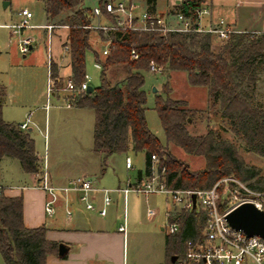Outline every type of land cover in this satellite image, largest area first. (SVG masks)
I'll return each instance as SVG.
<instances>
[{
  "label": "trees",
  "instance_id": "obj_1",
  "mask_svg": "<svg viewBox=\"0 0 264 264\" xmlns=\"http://www.w3.org/2000/svg\"><path fill=\"white\" fill-rule=\"evenodd\" d=\"M49 23L67 25L63 45H69L71 77L76 84L85 79L86 52L92 49L91 34L97 32L109 43V53L101 59L100 85L91 92L79 95L74 106L91 108L95 112L94 149L104 159L115 153H127L132 147L145 152V174L151 173L152 155L159 159L157 169H165L168 187L176 189H208L225 176L252 181L264 190V175L256 167H248L238 154L233 141L225 139L221 131L209 129L205 135H191L187 125L200 109L188 107L187 101L156 97L166 145L149 129L146 120L147 98L144 90L145 72L154 61L163 72L186 74L192 87L207 90L209 109L229 125V131L241 140L243 149L264 158V108L255 104L254 97L261 73H264V33H233L219 51L214 49V35L200 32H157L125 29L117 17L106 11L110 0H100L99 6L111 29H90L93 8L84 0H39ZM205 0H189L184 12L201 7ZM155 4L156 0H147ZM61 30V29H60ZM59 30V31H60ZM135 50L138 58H132ZM113 66L125 72L115 82L107 77ZM54 78L57 65L52 66ZM4 90L0 88V161L3 157L17 159L25 172L38 174L42 170L30 133L16 123L3 119ZM202 113V112H201ZM179 148L191 156L202 157V169L192 170L190 164L174 156L169 146ZM140 172L138 178H141ZM173 219L179 232L166 237V264H181L187 252V242H203L207 216L200 208L176 211ZM47 228H28L23 220V198L7 196L0 187V253L3 264H47L49 255H58L59 244L46 237ZM176 260H173V258ZM202 264V263H193Z\"/></svg>",
  "mask_w": 264,
  "mask_h": 264
},
{
  "label": "rangeland",
  "instance_id": "obj_2",
  "mask_svg": "<svg viewBox=\"0 0 264 264\" xmlns=\"http://www.w3.org/2000/svg\"><path fill=\"white\" fill-rule=\"evenodd\" d=\"M100 0H84L83 5L93 8ZM128 1V0H114ZM137 3L143 5L142 0H134ZM159 9H166V0H158ZM28 9L33 13L31 24L35 26H42L47 24V18L44 12L43 4L39 0H0V84H3L7 90L6 108L7 110L13 107L12 114L7 117L9 119H16L20 122L21 119H25L22 115L24 112L34 113L35 119L38 118V128L32 127L30 132L31 137L37 140L42 151H44V142L47 139L49 144V151L53 153V149L57 141L63 140L64 145L72 146L76 145L89 150V156L87 161L89 163L88 174L85 176L92 180L94 183H99L101 188H109L117 184L125 185L129 181H135L139 171L145 170V152L135 151L130 148L127 153H115L108 157L106 165L104 164L103 170H101V164L103 165V156H99L93 151V132L95 124V115L93 109H84L81 114L76 116L77 112L73 109H67L64 100L58 96H52L49 102L50 119L48 123L45 122V111L42 107L37 108L38 105H46L47 102V82L48 74L46 68L47 62V39L48 34L43 29L42 33L39 29H26L23 33V37H34L39 40L40 33L43 37L44 44L37 43L34 48L30 50L26 57L19 51L18 48V36H12L11 30L2 26L4 24H15L20 21L19 12L22 9ZM104 23L109 24L108 21L102 20ZM97 22V21H96ZM65 30L61 29L60 31ZM46 32V33H45ZM56 37H52L53 52L57 49L55 39H60L61 42L66 37L63 33H55ZM92 49L86 52V66L85 73L89 77L88 84L93 88L100 85L101 70L96 66V60L93 50L95 47L99 50L101 59V53L108 47L109 43L104 42L97 32H93L90 37ZM214 49L219 51L224 45L225 41H221L214 37ZM63 56L67 54L63 51ZM44 63V64H43ZM59 66V65H57ZM264 73H261V75ZM125 72L121 66H113L107 72V77L110 81L115 82L124 77ZM145 85L144 90L147 98V110L145 113L146 120L149 129L162 144L166 145V136L156 110V97H161L164 100L170 98L172 100H184L187 101L188 107H199L202 103L204 95L201 89L192 88L187 81L186 74L183 72L166 71L162 74H154L152 72H145ZM61 80L60 86L64 87L65 79L68 75H64L59 70L58 74ZM70 77V76H69ZM264 84V82H262ZM157 89V92H155ZM58 93H64L61 89ZM256 97V96H255ZM254 97V98H255ZM255 101V99H254ZM255 104L264 108V102L259 101V104L255 101ZM21 107V108H16ZM23 108V109H22ZM200 109L201 112L197 113L193 120L187 125L188 131L191 135H205L208 130L214 129L221 131V128H225L226 132L221 131L223 138L233 141L238 149L239 156L243 159L244 163L248 167H256L261 170L264 175V158L247 152L243 149V145L240 139L236 138L234 134L229 131V125L221 117H216L214 112L209 109V104L203 106ZM19 110V111H18ZM31 113V114H33ZM22 120V122H23ZM33 125H35L33 123ZM29 128V127H28ZM26 129V131L28 130ZM47 135V138L45 137ZM62 142V141H61ZM170 150L174 153V156L180 160H184L190 164L192 170L202 169L204 166V159L202 157L191 156L183 152L179 148H175L172 145L169 146ZM75 149V148H74ZM86 151V150H85ZM75 151H73L74 154ZM44 153V152H43ZM46 154V152H45ZM50 154V153H49ZM50 154V155H51ZM129 156L133 163V168L128 170L126 168V158ZM15 162L18 163L16 160ZM2 164V171L6 177L10 176V169ZM78 178V177H76ZM73 178L72 180L76 179ZM100 181V182H99ZM254 182V180L249 181ZM149 204L146 202L144 195H129L130 204L136 201L140 206V211L144 216L145 224H149L147 229L149 232L134 229L132 233L128 232L127 240H129V254L130 258L133 257V252L137 250L140 253L139 264H146L151 258L158 255V252L163 249L165 233L161 228L155 229L153 224L150 223V219L146 216L148 208L157 209L159 215L157 219L163 221V225L166 224V211L169 204L166 203L165 196L162 194H153L149 196ZM122 207V206H121ZM120 214L123 211L120 210ZM151 228L155 231H151ZM143 253L145 255H143ZM0 264H2V255L0 253Z\"/></svg>",
  "mask_w": 264,
  "mask_h": 264
},
{
  "label": "crops",
  "instance_id": "obj_3",
  "mask_svg": "<svg viewBox=\"0 0 264 264\" xmlns=\"http://www.w3.org/2000/svg\"><path fill=\"white\" fill-rule=\"evenodd\" d=\"M130 1H133L138 5L139 11L147 10L157 15H164L174 12L176 9V4L170 0H166L165 10L159 9L158 0H156L155 4H149L147 3V0H142L143 5L139 2L137 3L134 0ZM98 4L99 3L93 6V8L99 6ZM203 5L208 6L211 11L210 15L204 16L201 20V26L205 28L209 27L210 25H214L219 20L223 19L228 25L233 27L235 33H264V0H205ZM105 19V16L100 18L95 17L93 23L106 24L102 21ZM9 25L11 24H4L2 26L10 29L8 27ZM39 30H41L42 33L43 29ZM58 32L61 33L62 31H55V33ZM41 33L39 40H36L34 45H36L38 42L44 44ZM53 37L58 38L54 34ZM66 40V37L62 42L60 39V43L59 39L54 40L57 49L55 50V54L53 52V65H59L57 66L58 69L62 71L64 75H68L69 77L72 73L69 56L68 54L67 56L62 55L63 43ZM34 45L32 46V49L34 48ZM94 51L99 52L96 47ZM24 57H26V55H24ZM45 65L48 74L47 62ZM262 82H264L263 74L260 75L255 92V101L258 104L259 101L261 103L262 101L264 102V84H262ZM0 88L4 90L2 107L3 119L8 123H16L18 125L25 122L27 117L33 112H24L22 115L25 116V119L23 120L22 118L20 122L15 121L16 119L7 118L10 113L12 114L11 110H13V107L7 110V90L3 84H0ZM192 88L201 89L204 95L201 105L199 107L197 106L192 108H203V106H207V90L202 87ZM39 107H42L45 111V122L48 123V119H50V109L48 103L44 106L38 105L37 108ZM67 109H73L77 112L76 116H78L81 114L82 110L91 108H79L73 106ZM34 116V113L31 114V123L29 124V128L27 130L29 133L32 131L33 126H35V128L37 126L38 128V118L35 119ZM33 123L35 125H33ZM45 137L47 138V135H45ZM34 143L36 153L42 164L41 172L38 174L27 173L24 171L22 165L17 159L8 156L3 157L0 161V187L7 196H21L23 198V220L26 227L35 228L39 226H45L47 228L46 237L49 241L56 242L58 244H64L68 247V251L63 257L58 255H49L46 259L47 264H139V257L141 256L137 250L133 252V257L130 258L129 240H127V234L128 232L132 233V230L136 228L143 231L147 230V232H149V229H147L149 224H145L144 216L140 211L139 204H137L136 201H133L130 204L129 195L132 193L137 196L144 195L146 197L147 204H149V196L153 194H137L130 192L125 195L121 189L129 186V184L140 182L146 176L145 170L139 171V173H142L141 178H138V173L135 181L133 182L129 181L125 185L117 184L114 186H109V188H112L114 191L109 193L111 201L108 205H105L104 203L105 195L103 192H92L90 194V200L94 205V209L87 208L86 203L81 200L80 192H60L55 203V213L52 216H49L45 212V203L48 199V194L46 191L37 187L41 182L44 172L48 174L49 182L54 187L66 186L73 178L86 176L88 172L91 171L89 170V163L86 158L90 154L89 150L87 151L89 148L86 147L85 149L76 145L74 149L73 145H64L63 140H60L59 142L57 141V144H55L53 153L51 154L47 139L44 142V151H42L43 149H41L37 140H34ZM73 151H75L74 154ZM93 151L99 156H103L104 159V154L94 149V132ZM127 158L130 157L127 156ZM107 159L102 161L103 165L101 164V170H103V172V166L104 164L106 165ZM16 160L19 164L15 162ZM3 163L6 165L5 167L10 169L9 177H6L3 174ZM132 168L133 163L132 167L127 169L131 170ZM93 186L95 188L107 189L101 188L102 186L98 182H93ZM165 199L166 203L169 204L166 213L170 211L172 213V220H174L173 214L176 211H180V208L175 206L167 196H165ZM104 208L106 209V214L102 215L100 212ZM149 209L152 208L147 209L146 216L150 219V223L153 224L155 229L161 228V230L165 233V236L163 249H161V251L158 252V255L154 256L153 258L150 256V260L146 264H166L168 260L166 255V237L168 234L166 233L163 221H161V219H157L159 211L157 209H152L154 210L155 214L153 216H149ZM120 210L123 211L122 214L119 213ZM122 225L126 226L125 232L119 230L120 226ZM154 228H151V231H155ZM143 255L145 254L143 253Z\"/></svg>",
  "mask_w": 264,
  "mask_h": 264
},
{
  "label": "built area",
  "instance_id": "obj_4",
  "mask_svg": "<svg viewBox=\"0 0 264 264\" xmlns=\"http://www.w3.org/2000/svg\"><path fill=\"white\" fill-rule=\"evenodd\" d=\"M176 4L174 12L164 15H157L147 10L139 11L138 5L133 1H108L105 4L106 11L117 17L118 25L125 29L138 31H157L162 33L167 32H200L211 33L221 41L230 39L235 33L232 26L228 25L223 19L219 20L214 25L205 28L201 26V20L204 16L210 15V8L206 5L194 10L184 12V7L189 0H170ZM93 13L96 18L104 16L100 6L93 8ZM20 21L11 24L8 27L11 30L12 36H18L19 51L26 55L32 49L36 42L34 37H23V32L26 29H44L47 31V66H48V85L47 96L48 105L52 96H60L67 108H71L75 104L76 98L87 92L89 88V77L85 75V79L76 84L73 78L65 79L64 87L60 86L61 80L59 77L54 78L52 74L53 66V48L52 37L55 31L67 29V25H59L47 23L42 26L31 24L33 13L28 9H22L19 12ZM90 29H102L107 31L111 29L110 24L93 23L84 26ZM63 51L68 54L69 45H63ZM109 53V45L103 50V54ZM132 58L137 59L138 53L135 50L131 52ZM97 68L101 70L102 66L96 62ZM150 71L154 74H162L163 68L157 65L154 61L150 63ZM60 89L64 93H58ZM31 123V114L25 122L20 124V129L26 130ZM151 173L146 175L140 182L129 184V186L121 189L127 195L130 192L137 194H163L181 210H191L194 208L192 200L196 196V207L203 210L207 216L206 225L203 231V242H187V252L181 259V264H264V239L259 236L248 237L244 231L234 229L226 219V216L233 209L250 203L256 209L264 212V190L256 188L252 182L244 181L236 176H225L219 179L211 188L208 189H176L168 187L165 179V169L161 172L157 169L158 157L152 155ZM126 167L131 168L132 162L130 158L126 160ZM38 188L44 190L48 194V199L45 203V212L52 216L55 213V203L60 192H80L81 200L86 203L88 209H94V205L90 200L92 192L101 191L104 193V203L108 205L111 201L109 193L112 189H100L93 186L92 180L85 176H80L71 180L66 186L54 187L50 184L48 174L44 172ZM106 214V209L100 212ZM154 210L149 209L148 215L153 216ZM179 223L172 220V213H166L165 230L168 235H174L179 232ZM120 231L125 232L126 226L122 225Z\"/></svg>",
  "mask_w": 264,
  "mask_h": 264
},
{
  "label": "water",
  "instance_id": "obj_5",
  "mask_svg": "<svg viewBox=\"0 0 264 264\" xmlns=\"http://www.w3.org/2000/svg\"><path fill=\"white\" fill-rule=\"evenodd\" d=\"M94 88L89 86L87 92H91ZM157 92V89H155ZM194 208L196 207V196L192 197ZM229 224L236 230H242L248 237L259 236L264 239V212L259 211L250 203H245L226 216ZM68 251V247L59 244L58 256L63 257ZM173 260H176L174 257Z\"/></svg>",
  "mask_w": 264,
  "mask_h": 264
}]
</instances>
